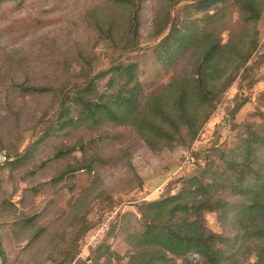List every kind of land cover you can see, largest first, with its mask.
Returning <instances> with one entry per match:
<instances>
[{
	"label": "rangeland",
	"instance_id": "obj_1",
	"mask_svg": "<svg viewBox=\"0 0 264 264\" xmlns=\"http://www.w3.org/2000/svg\"><path fill=\"white\" fill-rule=\"evenodd\" d=\"M196 4V0L142 1L137 8L139 37L131 49L126 47L130 3L3 1L0 16L5 12L14 20L31 23L42 16L50 25L0 43V264H59V254L74 245L79 248L76 264H128L135 244L132 237L137 234H127L132 229L126 233L118 225L126 222L134 226L135 220L139 221L141 201L161 198L170 182L195 173L196 159L204 167V157L211 154L213 143L226 154L237 153L244 131L264 134L262 8L255 23L256 57L249 62L256 61L253 78L257 81L245 93L248 101L235 116L234 127L226 117L237 93V79L188 146L154 151L131 126L111 124L79 128L67 145L59 136L37 141L43 127L40 117L48 121L59 101L49 93H20L19 86L57 89L67 85L71 89L79 83L81 66L86 68L89 62L94 73H115L118 62H113L124 52L111 91L136 84L142 96L157 94L171 80L188 75L198 56L195 49L176 52L172 45L175 41L168 39L175 33L194 42L202 34L211 33L212 41L236 46L233 55L245 54L253 38L252 24L238 27V14L229 6L205 12L198 6L195 9ZM232 66L228 65V70ZM128 68L131 74L125 71ZM109 80L110 75L98 84V92L110 91ZM36 141L39 144L35 145ZM58 154H64V158L54 160ZM84 164L90 168H84ZM217 167L223 168L221 163ZM181 186L171 193L179 192ZM83 220L89 229L78 241ZM204 221L208 231L226 232L228 223L222 215L208 213ZM112 227L113 233L106 240ZM102 243L116 255L110 262L102 252L95 259L94 250ZM257 247V243L248 241L224 264H255ZM186 264L206 262L192 254Z\"/></svg>",
	"mask_w": 264,
	"mask_h": 264
},
{
	"label": "trees",
	"instance_id": "obj_2",
	"mask_svg": "<svg viewBox=\"0 0 264 264\" xmlns=\"http://www.w3.org/2000/svg\"><path fill=\"white\" fill-rule=\"evenodd\" d=\"M3 1L0 0V7ZM142 1L144 0H115L120 4L131 5L127 31L129 37L126 43V47L131 49L139 37L137 8ZM196 1L195 9L198 6L199 11L207 12L220 6H229L238 14V27L252 24L253 38L249 41L245 54L236 52L233 55L232 50H236V46H224L216 40L212 41L211 33L202 34L196 42L189 36L178 37L175 33L168 36L172 43L175 41L172 44L174 50L181 52L195 49L198 56L188 75L171 80L157 94L142 96L136 84L132 88L125 86L123 90L111 91L113 75L123 63L120 59L124 52L113 62H118L116 68H113L115 73L110 70L94 73L89 62L86 63V68L81 66L79 83L71 89L67 85L57 89L19 86L17 90L20 93H49L59 101L48 121L44 120V116L40 117L43 127L37 141L59 136L67 145L74 139L79 128L111 124L131 126L154 151L161 147L171 149L175 145L188 146L216 110L222 94L237 79V93L226 117V122L234 127L235 116L248 101L245 93L257 81L253 78V69L257 68L254 65L256 61L253 64L249 62L256 57L255 23L264 8V0ZM33 20V23L25 19L14 20L2 12L0 43L50 25L47 18L42 16ZM164 43H168L167 40ZM228 65L234 66L228 70ZM125 71L131 74V68ZM108 75L110 91L98 92V84ZM239 140L240 151L229 154L213 143L210 147L211 154L204 157L207 159L204 167L196 159L195 173L170 182L161 198L138 204L141 217L139 221L135 220L134 226H129L126 222L118 225L126 233L128 229H132L127 234H137L132 237L135 244L132 245L128 264H176L177 261L186 264L188 256L192 254L202 257L206 264H224L230 262L237 249L248 241L258 244L255 264H264V134L256 136L244 131ZM37 141L35 145L39 144ZM61 151L63 150L59 152ZM63 155L58 154L53 159L64 158ZM195 156L199 157L200 154ZM220 163L222 169L217 167ZM86 165L88 164L83 165L84 168H90ZM179 184H182L179 192L172 194L171 190ZM215 212L227 219L225 233L214 234L205 226V214ZM116 218L120 219V216L117 215ZM80 227L81 231L79 230L76 239L78 241L89 229L85 220ZM113 230L114 227L106 235V240ZM103 243L94 250L97 256L95 259H99L102 252L106 261L110 262L116 255L110 248L105 249ZM78 252L77 245L63 251L59 254L61 257L58 263H79L76 258Z\"/></svg>",
	"mask_w": 264,
	"mask_h": 264
}]
</instances>
